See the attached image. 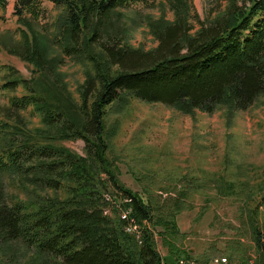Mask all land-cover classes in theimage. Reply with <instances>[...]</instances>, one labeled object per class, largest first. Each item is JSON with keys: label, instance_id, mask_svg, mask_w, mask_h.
Returning a JSON list of instances; mask_svg holds the SVG:
<instances>
[{"label": "trees", "instance_id": "obj_1", "mask_svg": "<svg viewBox=\"0 0 264 264\" xmlns=\"http://www.w3.org/2000/svg\"><path fill=\"white\" fill-rule=\"evenodd\" d=\"M48 1L59 9L51 37L35 28L43 1L15 0L14 13L28 31L20 30L10 52L36 71L23 79L9 68L4 88L22 85L25 93L0 105V264H166L153 229L176 232L177 224L167 220L166 206L120 184L108 156L107 115L133 99L190 114L251 107L264 95V0H230L210 22L197 15L194 34L189 7L179 6L176 20L149 22L158 41L152 49L128 43L120 12L148 0ZM7 5L0 0L1 10ZM66 56L83 67L76 91L60 68ZM79 139L85 154L63 144ZM110 188L113 200L120 193L131 199L121 207L133 210L136 223L153 225L145 226L141 243L127 232L121 209L106 200ZM110 205L113 213L105 214Z\"/></svg>", "mask_w": 264, "mask_h": 264}, {"label": "rangeland", "instance_id": "obj_2", "mask_svg": "<svg viewBox=\"0 0 264 264\" xmlns=\"http://www.w3.org/2000/svg\"><path fill=\"white\" fill-rule=\"evenodd\" d=\"M7 1L6 9H0V105L25 93L22 85L13 91L4 88L11 76L9 68L23 79H30L36 71L34 64L10 52L9 46L20 44V30L28 29L14 13L15 0ZM42 1L45 13L35 28L51 37L53 31L49 30L59 9L48 0ZM230 2L148 0L120 12L129 26L128 43L152 49L158 41L150 30L151 20L174 21L178 7L184 5L189 7L194 34L200 27L197 15L210 22ZM238 4L243 5L242 0ZM60 68L67 73L71 90L76 91L85 79L82 65L66 56ZM32 122L37 125L39 117H33ZM106 126L112 132L108 156L119 169L120 184L166 206L167 220L174 219L177 224L176 232L170 226L153 229L156 247L166 264H216L219 257L264 264V95L246 110L224 107L213 113L195 110L193 114L167 104L133 99L127 109L110 111ZM63 144L85 154L83 140ZM7 190L11 192L12 188L8 186ZM112 192L114 188L105 193V198L114 204ZM122 194L119 205L126 202ZM113 211L109 206L105 214ZM137 224L141 238L145 226L153 227L149 222ZM127 232L141 243L139 233ZM258 232L262 234L261 247L256 240Z\"/></svg>", "mask_w": 264, "mask_h": 264}, {"label": "built area", "instance_id": "obj_3", "mask_svg": "<svg viewBox=\"0 0 264 264\" xmlns=\"http://www.w3.org/2000/svg\"><path fill=\"white\" fill-rule=\"evenodd\" d=\"M108 201H112L109 197L106 198ZM115 205L121 209V217L125 220H127V230L130 232H137L139 233V237L141 238V229H138V224L136 223L135 219L131 217V208H122L121 204L119 205V200H113ZM126 202H130V198L125 199ZM121 203V202H120ZM110 207H112L110 205ZM108 212H110V209H108ZM106 212V213H108ZM142 240V238L140 239ZM183 263V261H181ZM216 264H253V261L250 262H233L230 258L228 257H219L216 258Z\"/></svg>", "mask_w": 264, "mask_h": 264}, {"label": "crops", "instance_id": "obj_4", "mask_svg": "<svg viewBox=\"0 0 264 264\" xmlns=\"http://www.w3.org/2000/svg\"><path fill=\"white\" fill-rule=\"evenodd\" d=\"M181 264H183V263H181Z\"/></svg>", "mask_w": 264, "mask_h": 264}]
</instances>
